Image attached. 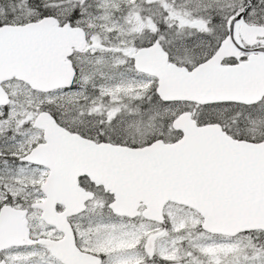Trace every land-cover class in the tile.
Masks as SVG:
<instances>
[{"label":"snow or ice","instance_id":"1","mask_svg":"<svg viewBox=\"0 0 264 264\" xmlns=\"http://www.w3.org/2000/svg\"><path fill=\"white\" fill-rule=\"evenodd\" d=\"M0 264H264V0H0Z\"/></svg>","mask_w":264,"mask_h":264}]
</instances>
